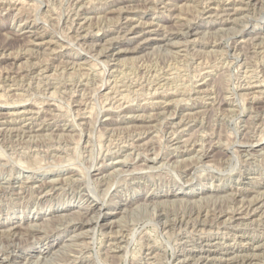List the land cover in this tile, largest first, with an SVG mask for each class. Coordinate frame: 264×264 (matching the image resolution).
<instances>
[{
    "label": "rangeland",
    "instance_id": "1",
    "mask_svg": "<svg viewBox=\"0 0 264 264\" xmlns=\"http://www.w3.org/2000/svg\"><path fill=\"white\" fill-rule=\"evenodd\" d=\"M0 264H264V0H0Z\"/></svg>",
    "mask_w": 264,
    "mask_h": 264
},
{
    "label": "bare ground",
    "instance_id": "2",
    "mask_svg": "<svg viewBox=\"0 0 264 264\" xmlns=\"http://www.w3.org/2000/svg\"><path fill=\"white\" fill-rule=\"evenodd\" d=\"M174 136V135H173ZM162 200V199H161ZM100 215V214H99Z\"/></svg>",
    "mask_w": 264,
    "mask_h": 264
}]
</instances>
